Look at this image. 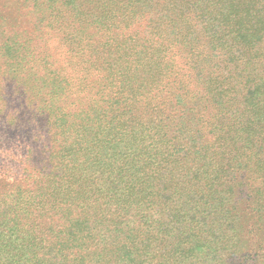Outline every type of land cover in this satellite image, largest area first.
Segmentation results:
<instances>
[{"label": "trees", "instance_id": "trees-1", "mask_svg": "<svg viewBox=\"0 0 264 264\" xmlns=\"http://www.w3.org/2000/svg\"><path fill=\"white\" fill-rule=\"evenodd\" d=\"M32 1L81 106L36 117L61 257L264 264V0Z\"/></svg>", "mask_w": 264, "mask_h": 264}, {"label": "rangeland", "instance_id": "rangeland-1", "mask_svg": "<svg viewBox=\"0 0 264 264\" xmlns=\"http://www.w3.org/2000/svg\"><path fill=\"white\" fill-rule=\"evenodd\" d=\"M41 3L33 8L32 0H0V264H68L61 257L50 192L42 186L39 153L46 130L36 117L43 102H55L58 114L78 115L81 106L53 92L34 69L45 55L44 43L58 37L42 34ZM47 50L53 54V45Z\"/></svg>", "mask_w": 264, "mask_h": 264}]
</instances>
